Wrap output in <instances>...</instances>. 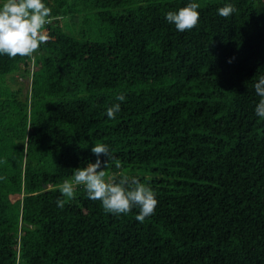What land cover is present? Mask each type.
Returning <instances> with one entry per match:
<instances>
[{
  "label": "trees",
  "instance_id": "trees-1",
  "mask_svg": "<svg viewBox=\"0 0 264 264\" xmlns=\"http://www.w3.org/2000/svg\"><path fill=\"white\" fill-rule=\"evenodd\" d=\"M42 2L48 42L0 55V264H264V0ZM189 2L200 19L179 32L166 14ZM96 143L122 164L106 179L157 193L143 223L61 196Z\"/></svg>",
  "mask_w": 264,
  "mask_h": 264
},
{
  "label": "clouds",
  "instance_id": "clouds-1",
  "mask_svg": "<svg viewBox=\"0 0 264 264\" xmlns=\"http://www.w3.org/2000/svg\"><path fill=\"white\" fill-rule=\"evenodd\" d=\"M199 8L200 4L189 2L178 11L167 12L166 20L174 24L179 32L191 31L198 25ZM236 11L235 5L231 3L217 9L218 15L224 18L230 17ZM51 12V8L42 0H3L0 4V55L33 59L40 46L50 39L45 26L51 22ZM254 88L261 98L255 114L264 118V75L259 77ZM115 99L123 102L125 96L120 94ZM120 111V103H113L107 109V117L110 120L115 119ZM91 152L97 157L95 163L89 162L85 167L74 169L71 178L64 179L58 186L62 197L74 199L77 187H83L88 198L100 201L107 213L127 215L134 208H138L135 218L140 223L155 214L158 205L157 193L149 184L123 173L119 174V179L117 173L106 179L105 169L109 167V162L113 161L116 169H122L121 162L110 155L107 144L96 143ZM101 156L105 159L101 160ZM56 204L63 208L65 200L58 198Z\"/></svg>",
  "mask_w": 264,
  "mask_h": 264
},
{
  "label": "rangeland",
  "instance_id": "rangeland-1",
  "mask_svg": "<svg viewBox=\"0 0 264 264\" xmlns=\"http://www.w3.org/2000/svg\"><path fill=\"white\" fill-rule=\"evenodd\" d=\"M20 81L25 82V84L27 85V80L20 79Z\"/></svg>",
  "mask_w": 264,
  "mask_h": 264
}]
</instances>
